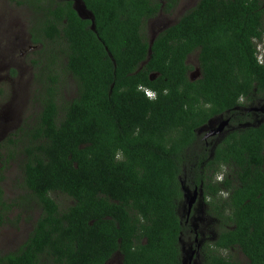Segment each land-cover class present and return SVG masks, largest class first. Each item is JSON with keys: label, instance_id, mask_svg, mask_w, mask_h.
Here are the masks:
<instances>
[{"label": "trees", "instance_id": "1", "mask_svg": "<svg viewBox=\"0 0 264 264\" xmlns=\"http://www.w3.org/2000/svg\"><path fill=\"white\" fill-rule=\"evenodd\" d=\"M81 1L93 22L71 0H8L30 14L36 106L0 148L38 215L0 264H107L117 253L121 264H184L180 239L194 233L177 206L194 189L217 230L201 264H264V122L232 131L212 157L196 139L235 116L240 97L264 95L261 0H198L151 46L146 24L178 0ZM2 181L0 225L25 205L3 200ZM57 193L71 204L60 209Z\"/></svg>", "mask_w": 264, "mask_h": 264}, {"label": "rangeland", "instance_id": "2", "mask_svg": "<svg viewBox=\"0 0 264 264\" xmlns=\"http://www.w3.org/2000/svg\"><path fill=\"white\" fill-rule=\"evenodd\" d=\"M197 1L178 0L176 8L171 14L157 16L150 27H145V31L148 33L156 26V31L162 32L166 27L159 30L158 27H162L166 23L174 24L175 20L192 8ZM261 4L264 8V0H261ZM29 20L30 14L25 7L16 6L9 3L8 0H0V144H5V141L23 123L29 124L35 113L36 104L33 99V85L35 84L33 76L35 70L31 65V60L36 58L34 55L36 47H31L29 41ZM260 46L261 43L256 44L257 52L261 48ZM187 64L193 69L197 67L195 53L187 59ZM62 93L65 100L73 97V86L70 81L66 82L65 90H62ZM252 105L256 107L257 101ZM4 146L6 147V144ZM5 154V148H0V169H4L0 172V177L3 178L1 184L3 200L10 201L21 198L25 201V205L20 210L11 211L3 218V224L0 225L1 253L14 251L24 243L31 228V220L38 215L35 204L29 201L30 197L21 186L16 157H13L6 164L4 161ZM183 194L184 196L177 206V213L181 220L184 221L186 217V202L192 196V191L184 190ZM52 197L60 209L71 204L64 196L58 193ZM195 204L194 208L197 210L190 216L191 221L189 224L192 233L194 230L198 232L197 245L200 246V244L204 245L212 242L216 237L217 230L216 222L205 212L204 202H202L199 193ZM30 217L31 219H29ZM189 242L182 240L180 243L184 264H188L193 250L191 248L193 244ZM200 253L195 254V257L191 259V264H201ZM230 255L236 261L243 262L245 260L239 252L232 251ZM107 264H121V256L118 253L115 254Z\"/></svg>", "mask_w": 264, "mask_h": 264}, {"label": "flooded vegetation", "instance_id": "3", "mask_svg": "<svg viewBox=\"0 0 264 264\" xmlns=\"http://www.w3.org/2000/svg\"><path fill=\"white\" fill-rule=\"evenodd\" d=\"M162 15H164V14L160 13L158 16H162ZM164 16H167V15H164ZM153 20L154 19L149 20L148 23L146 24V27H150L151 23H154V22H152ZM177 20H175V23ZM172 25L173 24H171V23L163 24L162 27H158V30L161 28L170 27ZM155 27L156 26H154V28H152L149 31L150 33L148 32V35L150 38L151 37L155 38L156 35L158 33H160L159 31H156L157 27L156 28ZM154 31H156V32H154ZM195 55H196V53H195ZM186 63H187V60H186ZM187 74H188V77L191 78V80H194L195 76L198 75V68L196 67L192 71H189ZM256 101H257V106L255 107L252 104ZM233 111L236 112L235 116L232 117V115L230 114L229 111L224 113V114H220V115L212 118L211 120H209L207 125L199 128L196 131V139L199 142H201L202 145H204L205 147L208 148V156L209 157L213 156V152L215 151L216 145L222 143L232 131H234L236 129L239 130V129L249 128V127H256V126L260 125L262 122H264V95H257L254 93V94L250 95L249 99L240 97L238 100V105H237V107L233 108ZM220 126H221V130H219L218 133L206 137L207 133H210V131H212V130H216ZM222 176H221V174L218 175L216 180H219L220 178L222 179ZM202 202H204L203 199H202ZM194 207L195 206H193V208H192L190 216L192 215L193 212L195 213V211L197 210ZM204 207L206 210L205 203H204ZM190 221H191V217H189V219H186V217H185V224H188ZM193 233H194L193 241L191 242L193 245L191 248H193V250L196 248L195 254H197L198 252H200L202 245L201 244H200V246L197 245L198 232L194 230ZM189 234H192L191 230L189 231ZM190 240H191V238L189 235V241ZM180 243H181V239H180ZM197 246H198V248H197ZM196 257H197V255H196Z\"/></svg>", "mask_w": 264, "mask_h": 264}, {"label": "water", "instance_id": "4", "mask_svg": "<svg viewBox=\"0 0 264 264\" xmlns=\"http://www.w3.org/2000/svg\"><path fill=\"white\" fill-rule=\"evenodd\" d=\"M72 2H73L74 10L77 12L78 16L81 19H89V20H91V22H93L92 15L89 12L86 11V9H85V7H84V5H83L81 0H74ZM90 28H91L92 31H94L93 23H92ZM153 40H154V37H151L149 39V45L150 46L153 43ZM221 126L219 128H217L216 130H212V131H210V133H207L206 137L218 133L219 130H221ZM197 195H198L197 189H194L193 192H192V196L186 202V219H189V217H190V213H191V210H192V208H193V206H194V204L196 202ZM197 248H198V246H197ZM195 253H196V248L191 252L188 264H191V259L193 258Z\"/></svg>", "mask_w": 264, "mask_h": 264}, {"label": "clouds", "instance_id": "5", "mask_svg": "<svg viewBox=\"0 0 264 264\" xmlns=\"http://www.w3.org/2000/svg\"><path fill=\"white\" fill-rule=\"evenodd\" d=\"M260 47H261V48L258 50V55H257V57H258V56H262V57L264 58V48L262 47V45H261ZM144 93H145V95H146L147 97H149V98H152V97H153V93L150 92V91H145Z\"/></svg>", "mask_w": 264, "mask_h": 264}, {"label": "built area", "instance_id": "6", "mask_svg": "<svg viewBox=\"0 0 264 264\" xmlns=\"http://www.w3.org/2000/svg\"><path fill=\"white\" fill-rule=\"evenodd\" d=\"M257 60H258L259 63H263L264 58L262 56H258L257 57Z\"/></svg>", "mask_w": 264, "mask_h": 264}]
</instances>
